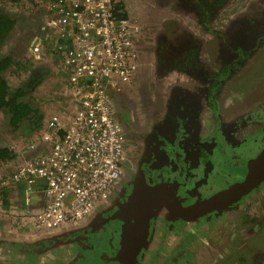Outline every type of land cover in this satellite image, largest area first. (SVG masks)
<instances>
[{
  "label": "flooded vegetation",
  "instance_id": "flooded-vegetation-1",
  "mask_svg": "<svg viewBox=\"0 0 264 264\" xmlns=\"http://www.w3.org/2000/svg\"><path fill=\"white\" fill-rule=\"evenodd\" d=\"M2 2L0 13L21 21L23 30L13 48L1 47L0 57L26 70L33 65L31 75L41 78L48 65L33 59L30 43L42 32L48 0ZM118 3L135 70L107 90L121 135L116 179L107 198L75 221H83L79 226L67 222L58 234L39 235L33 219L4 210L2 223L34 230L31 240L23 242L21 229L7 244L23 250L39 243L34 251L76 244L68 264H99V258L119 264L112 259L127 257L123 245L133 219L148 217L136 264H264V178L240 200L197 218L179 211L244 180L264 151V93L245 92L243 82L236 87L245 65L260 53L264 60V0ZM64 84L66 99L77 105L67 78Z\"/></svg>",
  "mask_w": 264,
  "mask_h": 264
},
{
  "label": "built area",
  "instance_id": "built-area-1",
  "mask_svg": "<svg viewBox=\"0 0 264 264\" xmlns=\"http://www.w3.org/2000/svg\"><path fill=\"white\" fill-rule=\"evenodd\" d=\"M48 3L42 32L34 36L30 51L36 61L46 56L57 59L80 103L62 133L42 134L41 141L48 145L41 148L40 155L26 158L0 175V189L21 185V215L40 227L55 228L83 219L107 198L116 179L121 149L107 90L114 80H129L135 65L128 50L127 20L118 0ZM59 120L57 110L47 128L58 129ZM33 192L44 193L41 209L29 206Z\"/></svg>",
  "mask_w": 264,
  "mask_h": 264
},
{
  "label": "rangeland",
  "instance_id": "rangeland-1",
  "mask_svg": "<svg viewBox=\"0 0 264 264\" xmlns=\"http://www.w3.org/2000/svg\"><path fill=\"white\" fill-rule=\"evenodd\" d=\"M2 7H4V3L2 2L0 4ZM21 7H17L19 10ZM164 14V13H163ZM23 30V26L21 21L17 20V24L15 26L14 31L10 34L9 38L4 44V47L11 49L13 48L16 44H18L19 40V34ZM28 43V38L26 41ZM45 44L52 45V42H46ZM47 57V56H46ZM47 65H49V61L47 58L43 60ZM33 63V62H32ZM31 63V65H32ZM55 64L58 65V61L56 59ZM13 65V64H12ZM11 65V66H12ZM10 66V67H11ZM59 66V65H58ZM47 69V73L45 72L43 76L40 78V88L43 89V95L47 97H51V101L54 102L55 104L58 103V107H62L64 105V102L72 104L73 101L66 99V89H65V84H59V80L63 79L61 78V75L59 74V69L56 65H53V71H55V75H51V70L48 66H44ZM60 67V66H59ZM36 68V67H35ZM34 69L33 65L29 66L28 69L26 70L25 67L21 68L20 66H12L9 71L8 75L10 78V84L15 87L16 85H23L26 88V83L30 78V74H32V70ZM31 71V72H30ZM242 80H240L238 83H236V87H239L241 85V82H243V90L247 93H253V94H260L261 92L264 93V60H263V54L260 53L257 55V59L251 60L245 67L243 68L242 72ZM64 80H66L64 78ZM61 83V81H60ZM61 89V92L57 95L54 93L53 95L51 94L53 91ZM39 93V92H38ZM67 100V101H66ZM39 100L38 102H40ZM59 109V108H58ZM60 110V109H59ZM51 112V111H50ZM76 112V109L74 110ZM60 113V112H59ZM10 125L9 121L6 120V117L1 114L0 117V145L2 147L6 146L12 149V152L14 154L12 159H9L7 162L10 163V169L18 162L21 160H24L26 158L27 154H32L33 150H31L28 145L30 142H34L38 139L36 136V130L32 128H25V126L22 125L21 128H17L15 130L10 131ZM11 140V141H10ZM18 143L21 144V146L18 147ZM7 162L5 164H7ZM7 168V170L9 169ZM6 173V172H5ZM1 175V174H0ZM29 200H30V208L34 210H38L42 208L43 203L45 202L44 198V193L38 192V193H30L29 195ZM14 203V202H13ZM20 203V202H18ZM23 205L22 203H20ZM5 207V206H4ZM12 207V206H11ZM7 208V207H6ZM11 208H8V211H10ZM4 220H8V216L4 213V209L0 210V217ZM10 219V218H9ZM16 217L13 214L12 220H15ZM29 221H32V219H29ZM82 220L75 222V225L79 226L78 223H80ZM83 222V221H82ZM67 224L64 223L62 224L59 228H37L36 233L37 234H58V231L61 230L64 226ZM0 237L5 236V238H0L3 240V243H0V264H18L16 261V258L24 257L27 256L26 249L20 250L21 247L20 245H17V242H13L15 244H7L10 240L17 239L13 237V234H16L18 237L19 233H23L22 230H25L27 235L24 236L23 242L25 240H31V238L28 236L34 230L32 228L25 227L23 224L18 223V228L11 227L9 224L3 222L0 220ZM22 229V230H21ZM21 230V231H20ZM33 236V235H32ZM55 235H52V237ZM57 237V236H56ZM18 240V239H17ZM29 243V242H28ZM27 245V244H26ZM28 246H31L32 249H35L37 246H39V243L37 244H31L29 243ZM68 246H71L68 248ZM66 250L69 251H65ZM78 248H76V244L74 245H55V247L51 248H45L43 251H34L33 253V264H52L53 261L57 258L58 263L56 264H64L65 261H70L69 258L72 259L73 253L77 251ZM71 252V253H68ZM55 256L54 258L53 255ZM80 263H85L87 264V260H80ZM101 262H104L101 260V258L98 259V263L101 264ZM90 263V261H89Z\"/></svg>",
  "mask_w": 264,
  "mask_h": 264
},
{
  "label": "water",
  "instance_id": "water-1",
  "mask_svg": "<svg viewBox=\"0 0 264 264\" xmlns=\"http://www.w3.org/2000/svg\"><path fill=\"white\" fill-rule=\"evenodd\" d=\"M14 29H15V27L13 28L11 33L14 31ZM65 128H61L60 126H58V129H56V131H54V134L52 136H57V133L59 132V130H64ZM42 142H46V141H42ZM33 144L36 145L37 147L32 148L29 144L28 147L31 150H33V153L27 154L26 158H32V157H35L37 155H40L41 150H42L41 148L44 146L46 147L48 145V142L46 144L42 143V146H41V141L36 140L33 142ZM22 161L23 160L18 162L16 164V166H14V168H16ZM252 162H253V170L250 174H248L244 178V180L233 183L228 188L220 191L215 196H213L209 199H205V200H202L199 202L195 201L194 202L195 204L191 205L188 208L180 207L179 208L180 215L186 219H190V218L194 219V218H197L200 215L204 214L205 212L214 209L216 205L231 204L233 202L240 200L242 198V196H245L251 190L256 188L264 178V151L260 152L252 160ZM9 166H10V164H9ZM154 198L160 199L159 197H154ZM136 200H137V198L135 196L134 198L131 199L130 203H134ZM171 207L174 208L175 205L172 203ZM136 219H133V224H132L133 227L130 230L128 238L125 240L126 243L123 245V251H125L127 257H125L123 259L118 258V257H114L112 259L113 261L118 262L119 264H136V260H137L136 257L138 256V252H139L140 248L142 247L143 242L146 240V237H147L146 228L148 226V217L147 218L145 217L143 219H142V217H140L137 220ZM72 224H74V223H72ZM134 241H139V244H135ZM24 247L27 249L26 250L27 256L16 258L17 259L16 262L18 264H33V262H31V261H33L32 256L35 255L33 253L34 252L33 249L30 248L31 246H27V245H24ZM54 247H55V245H54ZM69 247H71V246H68V248ZM62 249H65V248H62ZM65 251H69V250L65 249ZM68 253H71V252H68ZM72 253H74V252H72ZM54 257L55 256L53 255L52 258H54ZM70 259L71 258H69V260ZM56 263H58L57 258L55 259V261L52 262V264H56ZM64 264H68V261H65Z\"/></svg>",
  "mask_w": 264,
  "mask_h": 264
},
{
  "label": "trees",
  "instance_id": "trees-1",
  "mask_svg": "<svg viewBox=\"0 0 264 264\" xmlns=\"http://www.w3.org/2000/svg\"><path fill=\"white\" fill-rule=\"evenodd\" d=\"M206 3L209 5V2ZM196 12L199 14V11ZM16 24L15 19L9 15L0 13V49L4 46ZM10 62L8 55L0 57V117L3 114L6 120L9 121L10 131L22 127L23 123H27V126L30 127L31 125L32 128L37 129L40 127L39 124H41L42 118L37 114V107H35L36 99L33 92L40 83V77L30 74L26 88L23 85L13 87L10 84L8 75L9 66L11 65ZM59 133H62V130H59ZM13 156L12 149L6 146L0 147V164L6 163ZM8 191L17 199L18 197L16 196L21 194L22 189L20 187L13 188L11 185L0 189V203L4 210H8L9 208L7 201Z\"/></svg>",
  "mask_w": 264,
  "mask_h": 264
},
{
  "label": "crops",
  "instance_id": "crops-1",
  "mask_svg": "<svg viewBox=\"0 0 264 264\" xmlns=\"http://www.w3.org/2000/svg\"><path fill=\"white\" fill-rule=\"evenodd\" d=\"M46 58L50 63L48 65V67L51 70V75H55V73H54L55 71H53V65H56L59 69L58 72L61 75V78L63 79V82H62V80H59V84H61V85L64 84V82H66V80H64V78L65 79L67 78L65 71L62 70L61 67L58 66L59 64L58 65L55 64L56 60L54 58H52L50 56H47ZM60 81H61V83H60ZM60 92H61V89H57V90L53 91L51 94L53 95L54 93H56L58 95ZM33 94H34L35 99H36L35 107H37V109H36L37 114L39 117L42 118V121H41V124H39L40 127L37 129L32 128L31 125H30V127L27 126V123L26 124L23 123V126H25L26 128H32V129L36 130V136L38 137L37 141H41V137H42V134L44 132H49L50 134L53 135L54 131H56L55 129H48L47 128V122L50 119L51 114L56 112L57 110L60 112V120H59L58 126H60L61 128H65L67 125H69L71 123L72 118L75 114L74 110L75 109L77 110L80 101L77 102V105H76V103L75 104L74 103L69 104L67 102L66 103L64 102V105L62 107L61 106L58 107L60 109L59 110L57 108L58 103L55 104L54 102L51 101V99H52L51 97H47V96L43 95V89L40 88L39 84L35 88ZM39 100H41V101L38 102ZM20 128L22 129V127H20ZM31 143H33V142H31ZM31 143H29V144H31ZM42 143L46 144L47 141L46 142L41 141V146H42ZM19 146H21L20 143H18V147ZM0 147H2V145H0ZM9 164H10L9 162H7V164H5V163L0 164V174H5V172L9 173L10 171H12L14 169L13 167L10 169ZM7 168H9V169L7 170ZM16 187L21 188V185H19V186L16 185L15 187L13 186V188H16ZM18 195L19 196H16V197H18L16 199L14 196H12L11 192L8 191V193H7V197H8L7 201L9 203L8 207L10 206V204L12 205L10 212L14 213V214H21V211H22V205L20 204V203H22V199L20 197L21 194H18ZM18 202H20V203H18Z\"/></svg>",
  "mask_w": 264,
  "mask_h": 264
}]
</instances>
